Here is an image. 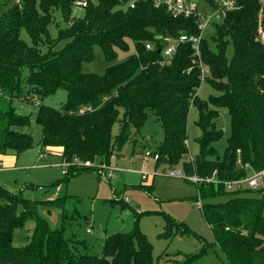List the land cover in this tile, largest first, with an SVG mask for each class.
Here are the masks:
<instances>
[{"label":"trees","instance_id":"obj_1","mask_svg":"<svg viewBox=\"0 0 264 264\" xmlns=\"http://www.w3.org/2000/svg\"><path fill=\"white\" fill-rule=\"evenodd\" d=\"M79 1L19 0L0 12V155H18L38 146L61 148V158L68 163L108 159L113 147L120 150L151 114L163 132L157 149L162 163L174 165L188 153L187 118L194 106L198 153L182 167L186 176L216 180L198 184L193 199L200 201L202 218L213 235L211 245L216 244L227 264H264V188L257 191L259 197H249L242 195V187L228 192L222 184L264 171V5L259 0H236V8L213 24L209 40L200 39V61L208 71L201 80L190 42L179 43L168 62L162 57L164 47L180 34H200L194 18H173L150 1L130 8L128 0H97L87 1L82 16L73 19L72 7ZM199 2L215 7L214 0ZM55 12L72 23L58 31V39L66 40L63 46L43 52L40 44L49 38ZM95 48L105 63L101 74L82 70L95 58ZM120 53L128 55L117 61ZM201 82L209 83L216 95L200 100L196 93ZM26 85L42 97L59 88L66 92L59 109L37 105L33 120L40 127L37 144L30 133L20 130L31 126L30 116L18 114L12 105L30 103ZM221 110L229 115L230 132L219 156L213 143L222 136L215 126ZM115 123L119 133L113 143ZM77 174L68 167L55 185L66 184ZM228 194L226 201L212 202ZM37 203L0 186V264H156L152 246L137 226L127 233L105 235L99 255L73 253L62 230L51 229L37 214ZM28 219L34 222L29 241L12 246L13 230ZM163 219L160 237L194 234L202 244L194 254L176 253L185 259L174 264L197 262L207 250L205 240L184 222L167 214Z\"/></svg>","mask_w":264,"mask_h":264},{"label":"rangeland","instance_id":"obj_2","mask_svg":"<svg viewBox=\"0 0 264 264\" xmlns=\"http://www.w3.org/2000/svg\"><path fill=\"white\" fill-rule=\"evenodd\" d=\"M18 1L0 0V12ZM82 1L97 2V0ZM191 1L196 3L199 12L203 11L201 12L203 16L211 13L212 10L208 5L198 3L199 0ZM82 13L81 6L73 5V19L81 17ZM222 19L214 18L209 21L201 29L202 37L209 40L213 32V24L221 23ZM71 23L72 20L63 21L58 12L53 13L52 23L48 27L49 38L40 44L42 51L44 52L46 48L60 49L66 40L58 39V31H65ZM259 33L262 31L258 30ZM21 38L29 42L23 32H21ZM209 43L211 46V41ZM231 52L232 46L229 45L227 55L230 56ZM94 54L93 61L84 63L82 70L101 74L105 67L103 57L98 48H95ZM127 55V53H120L117 61H122ZM24 90L26 91L25 97L30 100V103L14 101L12 105L18 114L30 116L31 126L20 130L30 133L33 143L37 144L40 139V127L33 121L37 105L42 103L59 109L65 101L66 92L59 88L55 94L42 97L35 93L32 86L26 85ZM196 95L200 100L206 101L210 95H216V92L209 83L201 82ZM190 107L186 137L188 153L174 165L162 163L157 149L163 132L153 115L150 114L140 132L125 142L120 150L117 151L113 147L108 157L110 165L105 158H95L93 161L73 159L69 168H73L79 174L70 177L66 184L55 185L64 177L61 174L63 163L60 157L39 155L36 151L40 148L34 146L20 153L21 155L16 161L14 160L15 164L12 167L0 166V186L13 194H21L28 200L38 201L37 214L47 222L51 229L62 230L63 236L68 240L69 248L75 254L88 252L91 255H99L105 235L127 233L137 226L151 244L152 256L156 264L179 263L185 257L176 253L194 254L199 251L202 244L194 234L175 235L170 239L160 237L159 234L164 226L163 215L167 214L177 221L184 222L193 233L205 240L203 248L207 247V250L193 264H227L216 244L211 245L212 232L202 218L199 210L201 206L197 207L193 200L198 194L197 187L200 186L198 184L207 182L196 184L187 178L172 175L175 171L183 173V162L192 160L198 153L196 138L200 135V130L194 124L197 120L196 110L194 106ZM215 126L216 129L221 130L222 136L213 143V147L221 156L230 132L229 115L225 110H221ZM118 133L119 124L115 123L111 130L113 143ZM146 152H149L150 156H145ZM155 155L157 159L151 157ZM110 171L111 178L103 180L100 174H108ZM141 173L146 174L144 179H140ZM252 174H248V177ZM257 180L256 189L249 188L244 183L242 195L259 197L257 191L264 187V171L260 173ZM147 186L151 189L147 190ZM249 190H254V192L250 193ZM229 197V194L220 195L213 198L212 202H224ZM33 228L32 220L24 221L20 227L13 230L11 245L14 247L25 245L29 241Z\"/></svg>","mask_w":264,"mask_h":264},{"label":"built area","instance_id":"obj_3","mask_svg":"<svg viewBox=\"0 0 264 264\" xmlns=\"http://www.w3.org/2000/svg\"><path fill=\"white\" fill-rule=\"evenodd\" d=\"M144 1H150L156 8L163 7L166 12H168L173 18L183 17V18H189L192 17L198 22V28L200 30V34L198 36H189L186 34H180L177 39L170 41L167 46L164 47L162 50V57L165 62H168L169 59L172 57V55L175 52L176 46L179 43H186L190 42L193 49V63H196L201 69V80H203L204 76L207 75V69L203 66V64L200 61V51L198 48V44L200 39L202 38V31L201 29L212 19L214 18H223L226 14V12L231 11L232 9L236 8L235 2L236 0H215V7L212 8L211 13L206 14V16H203L199 10H197L196 3L186 0H128V7L134 8L136 2H144ZM218 1V3H217ZM261 4L264 5V0H259ZM77 5L84 7L86 3L84 1H81L77 3ZM260 37L263 38V33H259ZM145 47L147 49H151V46L149 44H146ZM196 59V60H195ZM145 156H150L149 152L145 153ZM153 159H157V155L151 156ZM62 171L61 173L64 175L67 172V168L72 164L63 161L62 162ZM87 164V163H86ZM173 176H178L181 178H187L192 182L200 183V182H215L216 180L212 176L211 178H206L205 180L197 178L196 176H188L186 177L182 172L175 171ZM214 175V174H213ZM101 178L108 179L111 178V171L108 174H100ZM260 176V173H253L249 178H243L239 180H233V181H225L222 182L225 190H233V189H239L242 187L244 183L247 184V187L256 189L258 187V180L257 177ZM144 178V177H143ZM264 188V187H261ZM264 196V193H263ZM195 205L197 207L201 206L200 201H196Z\"/></svg>","mask_w":264,"mask_h":264},{"label":"crops","instance_id":"obj_4","mask_svg":"<svg viewBox=\"0 0 264 264\" xmlns=\"http://www.w3.org/2000/svg\"><path fill=\"white\" fill-rule=\"evenodd\" d=\"M39 155H55L60 157L61 163L63 162V159L61 158V148L59 147H47L43 150L38 149V151H36ZM21 154H6V155H0V166L3 165L4 167H12L15 164V161L17 160L18 156ZM15 160V161H14ZM108 160V165L109 164V159ZM8 162V163H7ZM261 173V172H260ZM62 174V173H61ZM146 176L145 173H141L140 175V179H144ZM144 177V178H143ZM115 178V177H114ZM126 185V184H125ZM136 186V185H135ZM128 207V206H127ZM137 213V212H136Z\"/></svg>","mask_w":264,"mask_h":264}]
</instances>
